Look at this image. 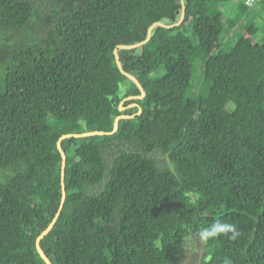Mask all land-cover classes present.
<instances>
[{
  "label": "trees",
  "instance_id": "1",
  "mask_svg": "<svg viewBox=\"0 0 264 264\" xmlns=\"http://www.w3.org/2000/svg\"><path fill=\"white\" fill-rule=\"evenodd\" d=\"M235 2L183 0L118 49L127 99L114 49L180 0H0V264H46L58 212L51 264H179L217 220L240 236L202 264H264V0ZM119 115L61 141L62 176L60 137Z\"/></svg>",
  "mask_w": 264,
  "mask_h": 264
},
{
  "label": "water",
  "instance_id": "2",
  "mask_svg": "<svg viewBox=\"0 0 264 264\" xmlns=\"http://www.w3.org/2000/svg\"><path fill=\"white\" fill-rule=\"evenodd\" d=\"M180 3H181V7H182V13H181V17H180V19H179V21L177 23H175L173 25H170V26H165V25H163L161 23H153L152 25H150L148 27L147 34H146V39L143 42H140V43L135 44V45H130V46H118L117 48L114 49L113 54L115 56V60H116V64H117L118 69L120 70V72L122 74H124L130 80H132L136 84V86L138 87L139 91L141 92V95L140 96L129 97L127 99H138V98L141 99L144 96V91H143L141 85L139 84V82L133 76L126 74L122 70L121 63H120L119 57L117 55V50L118 49L131 50V49H135V48H137L139 46L145 45L149 41V39H150V35H151L152 29L154 27H156V26H158V27H166L168 29H171V28H174V27H178L183 22L184 15H185V8H184L183 0H180ZM127 99H125V100H127ZM122 103H123V101L119 104V111L120 112L123 111V109H124V108H122ZM132 106H135V105L134 104L130 105V107H132ZM132 117H134V115H131V116L119 115V116H117L114 119V122H113V129L110 132L95 131V132H88V133L76 134V135H63L62 137H60V139L57 142V148H58V151L60 152L61 158H62V163H61V173H62V176H63L64 167H65V156H64V153L61 150L60 143H61V141L63 139L70 138V137H86V136H91V135H113L116 132L117 128H118V122H119V120L126 119V118H132ZM64 197H65V193H64L63 182H62V197H61V202H60V209L62 208V205H63V202H64ZM58 215H59V212L55 215V217L53 218V220L51 221V223L48 225V227L36 239V249H37V252L39 253L40 257L45 261L46 264H51V263L46 258V256L44 255L43 251L41 250V248L39 246V242L52 229L53 225L57 221Z\"/></svg>",
  "mask_w": 264,
  "mask_h": 264
},
{
  "label": "rangeland",
  "instance_id": "3",
  "mask_svg": "<svg viewBox=\"0 0 264 264\" xmlns=\"http://www.w3.org/2000/svg\"><path fill=\"white\" fill-rule=\"evenodd\" d=\"M239 1L240 0H236L235 2L236 4H232V3L224 4L221 6V10L226 14V16L232 17L236 13L234 8L239 3ZM262 9H263V0H257V2L254 3L249 8V11H253V13L258 14V12L261 11ZM256 23H260V25H264V17L261 14L260 16L257 17ZM261 35L262 34H260V36ZM260 36H258L257 38L259 39ZM116 148L127 150L128 148L132 149L133 147L119 145ZM154 157L162 165L166 164L168 161L167 157L161 155L160 153H155ZM203 253H204L203 242L199 238L191 237L186 242L184 256L179 264H202Z\"/></svg>",
  "mask_w": 264,
  "mask_h": 264
},
{
  "label": "clouds",
  "instance_id": "4",
  "mask_svg": "<svg viewBox=\"0 0 264 264\" xmlns=\"http://www.w3.org/2000/svg\"><path fill=\"white\" fill-rule=\"evenodd\" d=\"M222 236L234 241L240 236V232L236 224L224 222L221 220L213 222L208 227L202 228L198 232V238L202 242L215 240ZM224 264H232V261L226 258L224 260Z\"/></svg>",
  "mask_w": 264,
  "mask_h": 264
},
{
  "label": "built area",
  "instance_id": "5",
  "mask_svg": "<svg viewBox=\"0 0 264 264\" xmlns=\"http://www.w3.org/2000/svg\"><path fill=\"white\" fill-rule=\"evenodd\" d=\"M254 1L255 0H245V5L250 7L254 3Z\"/></svg>",
  "mask_w": 264,
  "mask_h": 264
}]
</instances>
